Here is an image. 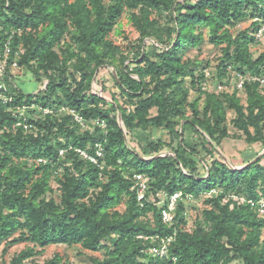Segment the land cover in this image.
<instances>
[{"label": "trees", "instance_id": "trees-1", "mask_svg": "<svg viewBox=\"0 0 264 264\" xmlns=\"http://www.w3.org/2000/svg\"><path fill=\"white\" fill-rule=\"evenodd\" d=\"M122 16L138 33L126 47L110 37ZM261 23L264 0H0V46L11 37L16 69L41 83L26 93L9 67L0 80L1 254L24 244L1 264H39L51 244L103 249L91 264H264V216L247 202L264 195V87L245 79L242 90H203L211 67L199 58L207 39L219 51L212 80L229 79L228 68L260 75L264 49L251 48ZM102 68L118 90L109 98ZM230 138L260 149L245 148L235 168L221 146ZM80 148L101 155L93 163ZM137 173L147 177L142 199ZM160 191L181 192L171 223L148 200ZM206 193L186 228L185 196ZM155 234L174 235L164 259L143 251L139 235ZM42 264L66 261L55 254Z\"/></svg>", "mask_w": 264, "mask_h": 264}, {"label": "rangeland", "instance_id": "rangeland-1", "mask_svg": "<svg viewBox=\"0 0 264 264\" xmlns=\"http://www.w3.org/2000/svg\"><path fill=\"white\" fill-rule=\"evenodd\" d=\"M250 19L245 20L240 25V29H243L247 27L250 24ZM206 30V29H205ZM111 39L114 40L117 44L123 45V47L128 46V40L129 41H135L138 38V33L135 30V28L131 25V23L128 21L126 16H122V18L119 20V24H117L115 30L110 35ZM128 39V40H127ZM264 49V37L261 39V41L254 47L251 48L252 52L254 54H257L258 52L262 51ZM194 50H189L188 53H192ZM218 49L217 47L210 44L207 39L202 44V52L199 55V58L203 60H209V67L213 70L215 66V58L218 55ZM152 54V53H151ZM207 67V66H205ZM208 68V67H207ZM107 68H102L98 76L103 77V84H105L107 90L105 93H102L103 90L101 89L100 85L96 82L93 83V88L96 92L102 93L103 96H107L109 98V93H117L118 90L113 84V81L111 80ZM209 70V69H208ZM15 74V82L16 84L26 93H32L36 92L41 88V83L38 81L35 77L30 75V73H27L25 70L22 69H14L12 71ZM242 99L244 100V94L240 93ZM47 110L45 109L44 112ZM234 117L232 110H227L226 112V118L228 122V128L229 131H234L231 120ZM153 136L155 138L159 137L164 140H169V133L164 130H153ZM176 145V140L173 139V144ZM222 149L224 150L225 154L228 155L230 164L233 166H236L238 168L242 167V163L239 161V153H242L245 151V148L247 150H259L256 148V145L254 144H247L242 139H229L228 141L222 142ZM259 147V145H257ZM260 156V153L258 154ZM262 163H264V160H262ZM58 192V190H56ZM206 195L199 196L196 201H187L185 202V205H187V212H186V228L191 229L194 227V221L196 217L200 216L201 209L204 207L203 198ZM117 209L123 210L124 204L120 203L116 206ZM261 238H264V229L263 233L261 235ZM24 244H17L14 246L9 247L3 255L2 253V246H0V264L3 260L9 261L12 256L22 249ZM79 251L82 252V254L79 253ZM55 254H59L63 261H66V264H91L89 261L90 256L103 258L104 253L103 249H99L98 251H87L81 249L78 245L67 247L64 244H51L46 246L42 253L38 254L34 260L35 262L42 264L45 260L50 259Z\"/></svg>", "mask_w": 264, "mask_h": 264}, {"label": "built area", "instance_id": "built-area-1", "mask_svg": "<svg viewBox=\"0 0 264 264\" xmlns=\"http://www.w3.org/2000/svg\"><path fill=\"white\" fill-rule=\"evenodd\" d=\"M255 37L257 40H261L264 37V23H261V25L257 28L255 31ZM11 37H9L10 39ZM9 39L6 40L2 46H0V80L3 79L4 74L6 73L7 67H9L11 70L16 69L18 67L17 65V60L15 58L11 59V47L9 43ZM18 55V52L16 53L15 56ZM205 67L203 69L204 74L206 76V80L201 83V88L203 90L207 91H215V92H221L224 91L228 88H232L234 85L239 89L242 90V84L245 79L248 80H255L258 82L260 87H264V70L260 75H239L236 74L232 71L229 70L228 72L230 73V78L226 77L223 81H218V80H212L210 78V73L211 70ZM229 80L228 85L225 81ZM3 84L0 83V90L2 89ZM0 99L5 103L8 101V98L2 94L0 91ZM72 113L73 110H70ZM75 119L78 122H81V118L77 115H75ZM25 127H28L25 125ZM78 154L82 156V158L88 159L90 162L96 163L98 156L101 155V149L97 148L95 149L94 154L87 153L83 149H76ZM63 150H59V154H62ZM134 178L136 179V185L138 187V199H142L144 197V193L148 188L147 185V177L144 174H134ZM208 196L209 193L203 194ZM156 196L158 197V200H155L154 196L150 194L148 196V200L154 202L156 205L160 207V213L162 220L165 223H171L174 217V211L176 208L177 201L182 198L181 192L177 191L172 194H167L164 191H160L156 193ZM205 197V196H204ZM198 197H195L193 195H186L184 200L185 202L187 201H196ZM232 199L237 202H242L244 200L243 197H237V196H232ZM227 199L225 198L224 201ZM251 207L255 208L258 212L259 216H264V195H260L258 200H252L249 199L247 201ZM139 238H141L143 241L148 243V247L145 248L143 251L150 257L154 258H159V259H164L168 257L169 254V247L171 243L174 241V235L171 236H165V237H160L159 235H139ZM157 241V242H156ZM175 260V258H172Z\"/></svg>", "mask_w": 264, "mask_h": 264}, {"label": "crops", "instance_id": "crops-1", "mask_svg": "<svg viewBox=\"0 0 264 264\" xmlns=\"http://www.w3.org/2000/svg\"><path fill=\"white\" fill-rule=\"evenodd\" d=\"M254 145H256V148H257V149H260V144L257 143V144H254ZM257 145H259V147H258ZM249 151H251V153H255V152H256L255 149H254V150H250V149H249ZM257 151H258V150H257ZM263 152H264V149H262V150L259 152L260 155H261ZM239 154H240V153H239ZM238 159H240L239 161L242 162V157H241V156H239Z\"/></svg>", "mask_w": 264, "mask_h": 264}, {"label": "water", "instance_id": "water-1", "mask_svg": "<svg viewBox=\"0 0 264 264\" xmlns=\"http://www.w3.org/2000/svg\"><path fill=\"white\" fill-rule=\"evenodd\" d=\"M119 119L121 120L120 116H119ZM235 168H238V167L235 166Z\"/></svg>", "mask_w": 264, "mask_h": 264}, {"label": "clouds", "instance_id": "clouds-1", "mask_svg": "<svg viewBox=\"0 0 264 264\" xmlns=\"http://www.w3.org/2000/svg\"><path fill=\"white\" fill-rule=\"evenodd\" d=\"M94 91H95V89H94Z\"/></svg>", "mask_w": 264, "mask_h": 264}]
</instances>
